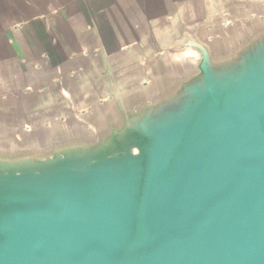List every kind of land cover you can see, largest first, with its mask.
<instances>
[{
    "label": "water",
    "instance_id": "obj_1",
    "mask_svg": "<svg viewBox=\"0 0 264 264\" xmlns=\"http://www.w3.org/2000/svg\"><path fill=\"white\" fill-rule=\"evenodd\" d=\"M76 7L0 37V264H264V0Z\"/></svg>",
    "mask_w": 264,
    "mask_h": 264
},
{
    "label": "crops",
    "instance_id": "obj_2",
    "mask_svg": "<svg viewBox=\"0 0 264 264\" xmlns=\"http://www.w3.org/2000/svg\"><path fill=\"white\" fill-rule=\"evenodd\" d=\"M93 0H0V37L8 28L24 26L33 34L44 33L50 21ZM77 8V7H76Z\"/></svg>",
    "mask_w": 264,
    "mask_h": 264
}]
</instances>
